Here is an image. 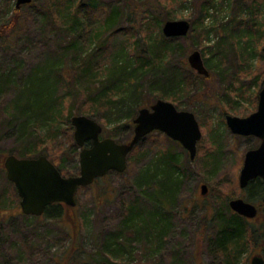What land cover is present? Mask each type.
Returning <instances> with one entry per match:
<instances>
[{"label": "rangeland", "instance_id": "1", "mask_svg": "<svg viewBox=\"0 0 264 264\" xmlns=\"http://www.w3.org/2000/svg\"><path fill=\"white\" fill-rule=\"evenodd\" d=\"M117 1L95 0L100 6L102 4L113 6ZM206 1L183 0L185 7L180 10L182 16L177 20H187L191 25L190 32L187 33V35L189 34L188 44L190 50L186 53L185 60L187 55L194 50L199 51L203 59L201 47L208 49L204 53V58L211 57L209 49H212L220 40L219 35L215 32H211L209 39L206 41L198 39L197 28L200 18L203 16L201 12ZM253 1L212 0V3L208 4V15L203 24L206 28H210L212 26L217 27L222 23L224 29L220 28L219 32L222 33V30L225 29L230 32L231 18L240 11L239 18L250 16L248 6ZM45 2V0H32L30 4L18 8L19 19L17 25L6 33L5 31L0 33V77H3L0 79H7L3 85L4 92L2 91V93L4 94H0V150H5V153L12 146H17L12 132L14 133L18 126L16 120L7 121L8 117L6 118L4 115V111L7 108L10 112H13L10 109L11 102L17 97L18 91L24 88L29 71L42 63L49 52L53 50L51 44L52 31L49 32L48 26L42 25V15L44 13L41 9L47 6ZM132 2L138 1L132 0ZM14 6L15 0H0V29L3 28V25H11ZM257 9H261V13L264 14V4L257 7ZM115 27H109L108 32L115 30ZM193 27H195V30ZM117 41L119 40H113L112 43ZM236 41L234 40L231 43ZM179 42L183 46L187 44L182 39ZM244 45L250 46L248 42L241 41L240 46ZM221 50L228 68L225 64L220 67L221 70H215L214 72L212 71L213 68L207 66L208 69H206L211 72L212 76L206 82L208 89L205 95H201V98L197 101L188 99L186 101L188 108L182 101V107L178 109L194 114L201 130V137L197 145L201 142L202 137L204 139V133L207 130L206 138L202 141L204 146L202 150L210 148V145L215 143L213 150L216 151L217 145H219L217 167L214 169L212 166L208 167L215 172L212 177H207L208 180H206L205 172L207 171L206 168L201 166L199 147H197L194 157L196 162H192L193 160L189 159L187 151L179 143L170 140L163 133L151 132L142 142L137 152L133 154L132 159L128 160L131 154L128 155L124 174L119 175V173L111 171L91 185L81 187L75 196L76 205L74 207L65 204L64 206L60 205L59 215L61 216L57 219H50L45 214L40 216L22 214L19 206L20 198L16 189L11 183L14 192L11 185L8 184L5 170L4 172L2 170L4 169L5 156L1 162L2 169L0 168V264H80L76 262L77 260L85 261L88 264L107 263L110 254L108 251H104V236L116 227V216H122L121 208L117 206L119 203L117 198L120 199L122 196L124 199H129L132 196L131 193L140 196L138 198L139 206H135L136 209L132 208L131 213H138L137 210L141 208L144 215L150 214L149 217H144L141 221L153 219L154 216L162 220L166 216L170 230L160 241L154 237L146 239L142 233L139 237H136L133 230H125L123 233L125 238L132 239L135 237L133 243L130 241L124 244L125 249L131 252L130 258L147 264H171L168 255L173 251L180 259L178 264H221L220 257L207 250L209 237L215 235L213 226L214 207L218 206L219 201L224 196H229V200L240 197L247 200L244 195L245 192L239 189L238 177L242 167L243 154L248 147V143L242 136L230 132L225 124V115L244 117L255 107L253 97L247 100L241 97H233L232 100L230 99L231 104L228 105V99L224 91L228 80L225 83L220 81L225 80L224 70L227 69L228 72V69L232 68L231 63L234 59V52L231 47ZM248 52L250 53L248 54L249 61L254 66V72L258 71L260 78L264 81V75H261L264 72V53L261 52V55L256 54L252 52L251 48L248 49ZM67 60H69V57H67ZM45 74L46 72L42 70L38 71V67L32 74L34 89L37 88L38 93L42 91V95L47 85ZM32 77H29V79ZM260 85L261 82L256 88L251 86L250 92H258ZM246 88L247 86L244 87L245 90ZM74 92L77 100L73 98L72 101L67 103L72 104L73 110H76L71 114V117L85 116L94 120L102 128V137H110L118 143H127L130 140L133 132V122L131 120L136 116L139 109L149 107L157 99L154 95L143 90L142 97L136 99L137 107L132 108V105L130 111H127L129 109L127 105L120 113L112 115L109 122H107L105 119L101 120V117L110 115V113L107 114L103 109L93 117L82 113L84 110L87 111L89 107H84L81 104L83 100L81 92ZM42 95L33 93V96H31L42 103L48 98H44ZM129 113H131L130 119L126 117V114ZM12 115L18 116V113L13 112ZM130 125L132 126L131 133H129L131 131ZM73 131L72 124L71 127L63 124L60 127L58 142L53 143V147L50 146V141L46 143V148L50 154L63 158L58 166L57 162H54L55 165L45 155H41L45 156L58 170H61L64 177L77 175L79 170L78 156L80 149L76 144V147L71 148V142L75 143ZM113 136L116 138H113ZM160 151H167L175 159L181 161L185 174L177 196L172 199L171 205L169 204L167 210H165V216L163 213L158 212L159 210L153 211L154 204L150 202L147 196L155 194V190L161 189L157 181L160 178V171L164 167L161 162L155 161L157 160L155 155ZM8 155L27 158L17 156L15 152ZM210 155H212L209 156L210 162H213L211 161L213 154ZM149 167L151 168L149 174L155 173V176L152 174V177H142L141 174L145 173L142 170ZM201 185L206 186L204 194H201ZM252 187L254 189L257 185L253 184ZM164 192L168 194L170 189ZM141 195L145 196L142 197ZM256 196H258V193L253 196V201L256 200H254ZM152 197L157 198V194ZM2 202L4 206L1 205ZM211 209L214 212H211ZM250 223L255 231L250 235V241L248 240L249 244L245 247L246 249L244 248L245 250L243 249L240 253L237 260L238 264H250L251 258L260 253L264 256V212L261 207L258 214L250 219ZM122 254L125 257L120 255L118 258L124 259L116 260V264H126L125 258L128 259V255Z\"/></svg>", "mask_w": 264, "mask_h": 264}, {"label": "trees", "instance_id": "2", "mask_svg": "<svg viewBox=\"0 0 264 264\" xmlns=\"http://www.w3.org/2000/svg\"><path fill=\"white\" fill-rule=\"evenodd\" d=\"M45 1L47 6L41 9L44 13L42 25L48 26L49 32L52 31L53 50L49 52L42 63L31 68L26 76L24 88L20 89L17 97L12 100L10 109L18 113V116L12 115L13 112L7 108L4 111V115L6 118L8 117L7 121L16 120L18 128L14 133L12 132L17 146L6 150L7 153L5 150H0L1 169L2 159L13 152L17 156L27 158H36L43 154L53 164L57 162V166L62 162L61 156L55 157L50 154L46 143L50 141V146L53 147V143L58 142L61 125L65 124L71 127V114L76 110H73L72 104L67 103L73 98H77L74 91L81 92L83 99L81 104L84 107H89L82 113L93 117L103 109L107 114L110 113V115L101 117V120L105 119L107 122L112 115L120 113L127 105L129 107L127 111H130L132 105V108L137 107L136 99L142 97L143 90L154 95L157 99L169 100L177 109L182 107V101L186 104L188 99L197 101L201 95H205L208 89L206 82L210 80L212 74L208 70V76L205 77L189 68L185 60V55L190 50L189 34L184 38H166L161 32L163 23L177 20L182 16L180 10L185 7L183 0H136L138 2L118 0L113 6L103 4L100 6L95 0ZM210 3L212 0H207L204 4L207 5L205 7L203 5L201 12L203 16L200 18L197 28L198 39L206 41L209 39V34L215 32L219 35L220 40L212 49H209L211 56L209 58H204V53L208 49L201 47L204 65L206 68L207 66L213 68L214 72L221 70L220 67L227 63L221 49L226 50L231 47L234 52L232 68L228 69V72L227 69L224 70L225 80L220 81L225 83L228 80L224 89L228 99L227 103L230 105V99L232 100L233 97H241L246 100L253 97V100L256 101L257 92H250V88L251 86L258 87L260 82V86H262L264 81L260 78L258 71L254 72V66L249 61L248 49L251 48L252 52L260 54L264 46V14L261 13V9H257L264 4V0H254L248 6L250 16L247 18H239L241 11L236 13V16L234 15L230 21L233 26H231L230 32L225 29L222 30V33L219 32L220 28L224 29L222 23L217 27L210 28H206L203 24L208 15V4ZM12 12L11 25H3L0 33L4 31L6 33L17 25L19 11L14 6ZM109 27H115V30L108 32ZM193 28L195 30V27ZM180 39L187 42L186 46L179 42ZM113 40L119 41L112 43ZM234 40L237 41L231 43ZM241 41L248 42L250 46L241 47ZM93 46L95 47L93 48ZM37 67L38 71L46 72L47 85L43 95L42 91L38 93V89H34L32 74ZM226 67L228 68L227 64ZM261 75H264V72ZM29 77L32 78L29 79ZM5 81H7L6 78L0 79V94H4L2 91ZM245 81L247 82L246 90L244 89ZM33 93L48 98L41 103L32 98ZM186 106L188 108V104ZM126 117L130 119L131 113L126 114ZM132 126H129L131 128L129 133L132 132ZM206 134L207 130L204 133V139ZM147 136L133 148L130 157H127L128 160L132 159L133 154L137 152ZM113 138L116 137L113 136ZM204 139L202 137L197 147H199L201 166L206 168V180H208L207 177H212L215 174L213 169L217 167L220 149L217 145L216 151L213 150L215 143H212L210 148L202 150ZM71 146V148L76 147L73 142H71ZM210 154H213L211 160L213 162H210L209 156H212ZM155 158H157L155 161L161 162L164 167L160 171V178L157 181L161 189L155 190L157 198L152 197L155 194L147 196L154 204L153 211L159 210L158 212L165 216V210L169 204L171 205L172 199L177 196L185 174L181 161L175 159L167 151L156 153ZM192 162H196L195 159ZM211 166L213 169L208 168ZM150 169L149 167L142 170L145 173H142L141 176L144 178L155 176V173L149 174L151 173ZM2 170L4 172V169ZM59 171L64 176V173ZM8 184L15 192L12 184L9 182ZM168 189L170 192L167 194L164 191ZM131 195L133 197L130 196L129 199H124L122 196L120 199L117 198L119 201L117 206L121 208L122 216H116V227L104 236V251H108L110 254V258L107 259L108 264H116V260H123L124 258H118L123 255L122 253L128 255V259L125 258L126 264H147L134 261L129 257L131 252L125 249L124 244L130 241L133 243L135 237L125 238L123 235L125 230H133L136 237L142 233L146 239L154 237L158 241L162 240L170 230L166 216L162 220L154 216L153 219L141 221L144 217H149L150 214L144 215L141 208L137 210L138 213H131L132 208L136 209L135 206L138 205L140 197L139 194L136 196L131 193ZM228 197L221 198L218 206L214 207L215 235L209 237L210 244L207 243V250L218 255L221 264H238V257L248 246L250 235L254 233L255 229L252 228L250 220L229 209L230 198ZM252 199L253 194L247 196V200L252 201ZM1 205L4 206L3 202ZM60 209L59 204H51L45 208L43 214L50 219H57L61 216L59 215ZM214 211L211 209V212ZM168 256L171 264L180 262L173 251ZM123 257L125 256L123 255ZM76 262L88 264L82 260Z\"/></svg>", "mask_w": 264, "mask_h": 264}, {"label": "water", "instance_id": "3", "mask_svg": "<svg viewBox=\"0 0 264 264\" xmlns=\"http://www.w3.org/2000/svg\"><path fill=\"white\" fill-rule=\"evenodd\" d=\"M31 2L32 0H15V9ZM189 30L190 24L187 20L166 21L161 28L166 38H182ZM261 50L264 52V46ZM186 61L189 68L198 75L208 76L199 51L190 52ZM132 122L134 127L131 139L127 143H118L111 138L100 139L102 128L94 120L85 116L71 117L73 139L80 148L79 170L74 176H62L45 156L36 158L6 156L3 162L5 176L16 189L22 214L40 216L45 208L53 203H64L74 207L78 188L91 185L94 180L104 177L110 171L123 173L127 166V156L141 139L153 131L163 133L172 141L178 142L187 151L189 159H194L201 131L192 112L178 110L171 102L158 99L148 108L139 109ZM225 124L232 134L253 135L262 139L257 149L244 155L238 177L239 188H245L249 181L257 177L264 182V85L258 93L255 112L248 117L226 115ZM86 141H91L89 148L83 147ZM200 190L201 194H204L206 186L201 185ZM228 206L232 212L247 219L256 216L254 205L242 198L230 200ZM251 264H264V260L261 256H254Z\"/></svg>", "mask_w": 264, "mask_h": 264}, {"label": "flooded vegetation", "instance_id": "4", "mask_svg": "<svg viewBox=\"0 0 264 264\" xmlns=\"http://www.w3.org/2000/svg\"><path fill=\"white\" fill-rule=\"evenodd\" d=\"M263 86V84H262ZM261 89V88H260ZM258 93L259 91L257 92V100L255 101V107L254 109L248 113L246 116L244 117H248L250 114H252L253 112H255L256 108H257V103H258ZM102 132L100 134V139H103V138H106V137H102ZM248 143V147L247 149L245 150L244 154H243V160H244V155L246 152L248 151H251V150H255L257 149L260 144L262 143V139L256 137V136H253V135H248V136H242ZM91 146V141H86L84 143V147L86 148H89ZM242 164H243V161H242ZM253 184H256L257 187L254 188V191H253V187L251 188V185ZM241 191L243 190V192H245V197L247 198V196H249L250 194H253V196H255V193H258V196H256V200L251 202L250 200H245L246 202H249L251 203L252 205H254V207L256 208V214H258L259 212V209L260 207L262 208L263 212H264V202H263V196H264V182L261 178L257 177L251 181H249L246 185L245 188L241 189L239 188ZM54 204H59L61 206H64L63 203H54ZM247 220H250V219H247ZM256 256H261L262 259L264 260V256L260 253ZM252 259V258H251ZM250 264H251V260H250Z\"/></svg>", "mask_w": 264, "mask_h": 264}]
</instances>
